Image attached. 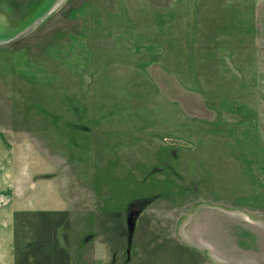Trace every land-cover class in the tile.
Returning <instances> with one entry per match:
<instances>
[{"label": "rangeland", "instance_id": "374dc122", "mask_svg": "<svg viewBox=\"0 0 264 264\" xmlns=\"http://www.w3.org/2000/svg\"><path fill=\"white\" fill-rule=\"evenodd\" d=\"M223 6L0 0V264L264 262V46Z\"/></svg>", "mask_w": 264, "mask_h": 264}, {"label": "crops", "instance_id": "0c3cea01", "mask_svg": "<svg viewBox=\"0 0 264 264\" xmlns=\"http://www.w3.org/2000/svg\"><path fill=\"white\" fill-rule=\"evenodd\" d=\"M226 7L234 9L232 11H234L235 14L229 17L230 19H233V23L230 24V27L233 25L238 26L239 40L233 41V38L236 35L230 31H227L226 29L225 42L223 45L258 46L259 48H261L260 46H264V0H224L223 9L227 10ZM235 20H238L237 24ZM262 51L264 50L261 48V50H259L260 58L259 64H257V66H262L264 64V55ZM260 81L263 82V79L260 78ZM259 251L260 252H255V264H264L262 260V243L259 246ZM10 256L11 254L8 252L2 264H8V259H10ZM19 256L22 261L19 264H41V261L36 262V257L34 254L32 256H27L26 254H22L20 252ZM15 258H18V255H16ZM65 259L66 262L63 264H69L71 261V255L67 254Z\"/></svg>", "mask_w": 264, "mask_h": 264}, {"label": "bare ground", "instance_id": "6f19581e", "mask_svg": "<svg viewBox=\"0 0 264 264\" xmlns=\"http://www.w3.org/2000/svg\"><path fill=\"white\" fill-rule=\"evenodd\" d=\"M2 19V18H1ZM23 21V20H22Z\"/></svg>", "mask_w": 264, "mask_h": 264}]
</instances>
